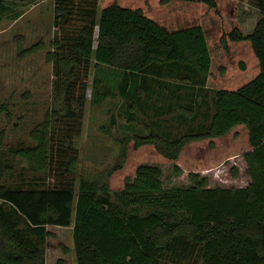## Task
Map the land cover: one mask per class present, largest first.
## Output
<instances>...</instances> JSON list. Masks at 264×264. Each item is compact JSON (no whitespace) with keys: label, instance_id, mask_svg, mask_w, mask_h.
<instances>
[{"label":"trees","instance_id":"1","mask_svg":"<svg viewBox=\"0 0 264 264\" xmlns=\"http://www.w3.org/2000/svg\"><path fill=\"white\" fill-rule=\"evenodd\" d=\"M237 1L259 17L251 31L235 26L227 36L250 42L259 72L237 89H213L206 84L212 59L202 26L169 31L138 8L113 2L99 11V0H53L45 53L53 105L31 130L32 142L10 149L44 182L0 185V264H45L47 225L72 223L76 264L189 257L191 264H264V0ZM12 5L0 0L6 13ZM44 49L40 41L20 55ZM108 96L121 97L122 127L132 134L120 140V159L107 176L122 168L130 140L175 160L187 143L245 124L250 148L228 173L188 172L186 186L163 187L161 167L141 163L121 189L81 177L76 192L74 140L86 102Z\"/></svg>","mask_w":264,"mask_h":264},{"label":"rangeland","instance_id":"2","mask_svg":"<svg viewBox=\"0 0 264 264\" xmlns=\"http://www.w3.org/2000/svg\"><path fill=\"white\" fill-rule=\"evenodd\" d=\"M12 1L18 0H4L5 7ZM31 1L16 2L18 5L9 13L0 6V31L3 30L0 34V107L4 108L0 110V185L32 186L35 182H44L42 174L34 172L26 159L14 156L10 150L32 142L31 130L43 121L53 105L51 63L45 56L53 37V0L44 1L26 14ZM113 2L140 9L169 31L202 26L212 59L206 83L209 88L237 89L259 72L250 42L232 41L227 36L235 26L244 33L251 31L258 19L257 10L244 3L216 0V6L209 7L200 0H100L98 10ZM25 32L26 38L23 36L20 41L18 36ZM40 41L44 50L20 55L29 47L35 48ZM93 64L92 59L90 82L95 71ZM90 98L86 102L81 134L74 140L78 148L76 192L81 177L106 181L111 192L121 189L127 178L135 177V169L141 163L161 167L163 187L186 186L190 183L188 172L228 173L242 152L250 148L245 124L234 126L221 136L187 143L175 160L162 156L152 144L134 148L130 140L122 168L107 176L106 172L120 159L123 145L120 140L132 133L122 127L127 117L117 106L121 97L108 96L100 104ZM137 125L141 127V123ZM6 165L12 169L6 171ZM72 224L47 225L50 235L45 246V264H76ZM191 260L189 257L166 264H191Z\"/></svg>","mask_w":264,"mask_h":264},{"label":"crops","instance_id":"3","mask_svg":"<svg viewBox=\"0 0 264 264\" xmlns=\"http://www.w3.org/2000/svg\"><path fill=\"white\" fill-rule=\"evenodd\" d=\"M15 1V0H14ZM27 1V0H26ZM44 1H46V0H40L38 3H35L33 0L31 1V6H30V9H28L25 13L27 14L28 12H29V10H32L33 8H35L36 6H38V5H40L41 3H43ZM100 1V0H99ZM16 2H19V3H21V2H23V0L22 1H20V0H18V1H16ZM14 3V5H12V7L13 8H16V6L18 5L17 3ZM35 3V4H34ZM111 3H109V4H107V5H105V6H108V5H110ZM105 6H102V8L103 7H105ZM101 8V9H102ZM16 11V10H15ZM1 20V19H0ZM3 31V30H2ZM2 31H0V34H1V32ZM1 36V35H0ZM23 36H25V38H26V36H27V32H25V34H20L18 37H19V40L21 41V39L23 38ZM1 38V37H0ZM40 39H41V37H40Z\"/></svg>","mask_w":264,"mask_h":264}]
</instances>
